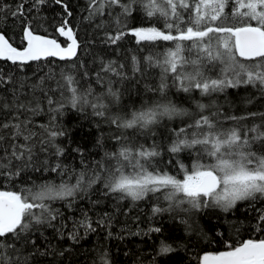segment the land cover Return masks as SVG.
I'll return each instance as SVG.
<instances>
[{"label":"snow or ice","instance_id":"1","mask_svg":"<svg viewBox=\"0 0 264 264\" xmlns=\"http://www.w3.org/2000/svg\"><path fill=\"white\" fill-rule=\"evenodd\" d=\"M46 3L47 0H31L30 3L20 0L12 7L0 0V24L8 15L19 20V32L14 33L18 35V46L8 30L0 27V60L23 70L30 62L49 57L65 61L77 56V36L68 21L73 13L65 0H53V3L63 8V13L59 14L62 19L54 30L66 37V45L40 34L35 21ZM85 11L88 15L84 20L90 24L99 20L95 27L102 32L104 44L119 45L127 35L134 37L137 45L170 42L165 51L143 57L147 67L161 70L159 83L148 89L158 94V98L123 115L109 114L106 100L117 102L119 89L109 87L106 94L97 95L90 84L84 88L80 79L62 72L56 81V91L61 94V99L57 100L48 95L53 89L43 87L45 80L55 79V75L42 77L40 83L32 84L31 91L39 89L45 93L51 112H59L65 102L77 109L85 105L91 107L95 115L106 117L117 129L118 134L112 137L116 147L110 152L106 150L103 157L94 162L93 179L88 178L86 171L76 173L73 170L75 184H33L18 190L14 184L17 177L29 169L40 170L34 168L38 153L57 158L64 155L65 150L57 143V138L66 133L54 123L55 116L48 125L40 126L41 131L34 130L29 116L36 113L38 107H33L31 101H19L18 92L25 87L24 83L13 92L11 103L0 102V109L8 110L11 117L0 121V179L11 185V190H0V264H29L37 252L46 255L29 236L34 224L51 225L59 215L44 201L75 197L78 190L83 191L101 180L106 181L107 192L120 193L121 199L130 197L136 201L163 192V199L169 206L154 207V213L175 211L185 205L182 208L185 212L213 207L229 212L238 202L264 199V153L252 150L256 142L264 147V113L226 115L218 108L211 111L214 101L204 103L194 95L211 97L242 85L256 87L264 94V0H86ZM153 18L157 23L150 22ZM129 19L137 23L129 25ZM159 20H163L162 26ZM131 60L133 72L142 70L137 68L140 62L135 55ZM126 67V64L117 65L101 59L95 72L97 82L103 83L107 78L111 83L109 74L119 80L127 79ZM72 68L78 71L75 62ZM88 76L85 71L83 77ZM13 80L12 75H5L0 69V85ZM172 87L193 94L194 111L179 107L168 98ZM36 104L39 105L38 100ZM257 115L261 117V124L241 125L240 121ZM165 117H189L190 120L184 121L182 127L168 129L169 164L178 169V175L182 173L181 178L156 167V158L163 154L161 144L155 140L150 145L139 143L135 136L129 138L123 131L132 129L147 135ZM227 121L234 124L225 127ZM193 151L195 156H192ZM181 153H187L193 160L191 166L184 163ZM81 164L85 162L82 160ZM44 169L60 175L68 173L60 163L51 166L47 160ZM79 227L86 232L95 230L87 217ZM256 227L264 230V211L260 212ZM152 231L160 232L161 229ZM69 238L76 241L78 234L69 233ZM29 245L33 251H26ZM225 249L198 256L197 264H264V238L236 243L225 241ZM160 250L170 252L173 249L162 243Z\"/></svg>","mask_w":264,"mask_h":264},{"label":"trees","instance_id":"2","mask_svg":"<svg viewBox=\"0 0 264 264\" xmlns=\"http://www.w3.org/2000/svg\"><path fill=\"white\" fill-rule=\"evenodd\" d=\"M2 2L15 7L20 0H2ZM65 2L73 13L68 21L79 44L76 57L65 61L45 59L30 62L23 67V70L7 61H0V69L5 75L10 74L14 78L12 83L0 85V102L11 103L13 92L24 83L25 87L18 92L19 101L22 103L31 101L33 107H38V111L29 116L34 130L41 131L40 126L48 125L55 116L54 123L66 133L57 138V143L65 150L64 155L57 158L48 153H38L34 168L40 170L29 169L17 177L14 181L17 190L23 186L31 187L33 184L37 186L44 184L58 186L62 182L75 184L73 170L76 173L86 171L88 178L93 179L94 162L100 160L106 150L110 152L116 147L112 137L118 134L117 129L108 123L106 117L95 115L91 107L85 105L82 109H77L65 102V106L59 112H51L45 93L39 89L35 92L31 91L32 84L40 83L42 77L55 75V79L45 80L43 87L53 89L48 95L57 100L61 99V94L56 91V81L61 78L62 72L80 79L84 88H88L90 84L97 95L106 94L109 87L119 89L117 102L106 100L109 103V114L123 115L124 112L140 109L145 103H151L158 98V94L148 89L159 83L161 70L158 67H147L143 57L150 53L165 51L170 42L137 45L135 38L127 35L119 45L104 44L102 32L95 27L99 20L91 24L84 20L88 15L85 11L86 0H65ZM61 13H63L61 6L55 5L53 0H47L35 24L39 26L40 34L55 38L65 45L66 42L60 39L54 30L56 23L62 19L59 15ZM150 22L157 23V20L153 18ZM127 23L132 25L137 22L129 19ZM158 23L162 26L163 20H159ZM18 26L19 20H13L10 15L0 24V27L8 30L9 36L17 46L19 39L14 33L19 32ZM134 55L140 62L137 68H142L135 72L132 70L131 60ZM101 59L114 61L117 65L126 64L124 71L128 78L119 80L109 74L111 83L107 78L103 83L97 82L95 72L99 68ZM74 62L78 66V71L72 68ZM80 65L83 67H79ZM85 71L89 73L88 77H83ZM194 95L195 99H200L204 103L214 101L215 107L211 111L218 108L226 115L244 116L247 113H264V94L251 85L228 88L223 92L214 93L211 97L201 98L199 93ZM168 98L179 107L195 110L193 94L177 91L172 87L169 89ZM7 113L8 110L0 109V121L11 118ZM184 121L190 122L189 117L172 119L165 117L158 125L153 126L152 131L147 135L134 132L132 129L123 131L129 138L135 136L139 143L150 145L155 140L157 144H161L163 154L156 158V167L181 178L182 173L178 175V169L169 164L171 157L166 152V148L169 143L168 129L182 127ZM240 123L252 127L261 124L262 121L257 115ZM224 124L225 127H231L234 122L227 121ZM252 150L264 153V147L259 142L252 145ZM181 156L184 158V163L191 166L193 160L187 153H181ZM192 156H195V151L192 152ZM45 160L51 166L60 163L68 169V173L60 175L45 171ZM82 160L85 164H81ZM105 183L106 181L103 180L97 181L83 191L78 190L75 197L44 201L59 215L51 225H33L34 231L29 233L30 239H34L40 251H46L47 254L40 255L37 252L29 264H105V262L106 264H197L198 256L226 250L225 241L236 243L249 238H264V230H257L256 227L257 218L260 212L264 211V199L238 202L229 212L214 207L185 212L182 210L185 205L175 211L154 213V207L169 206V202L163 199V192L156 195L149 194L141 200L133 201L130 197L121 199L120 193L107 192ZM4 188L11 190V185L8 181L0 179V190ZM35 211L39 213L40 210ZM85 217L91 222L94 231L86 232L84 228L79 227ZM101 220L104 221L103 224L99 223ZM155 228H160L161 231H152ZM74 231L78 234L76 241L69 238V233ZM162 243L171 245L173 250L161 252ZM26 251H33L31 245Z\"/></svg>","mask_w":264,"mask_h":264},{"label":"water","instance_id":"3","mask_svg":"<svg viewBox=\"0 0 264 264\" xmlns=\"http://www.w3.org/2000/svg\"><path fill=\"white\" fill-rule=\"evenodd\" d=\"M57 34H58V36H59L60 39H63V40L67 43V41H66V37L60 36L58 32H57ZM49 38H51V37H49ZM57 41H58V40H57ZM58 43H60V41H58ZM65 45H66V44H65ZM77 51H78V49H77ZM73 58H74V57H73ZM73 58H72V59H73ZM47 59H54V60H56V61H61V60H59V59L56 58V57H49V58H47ZM43 60H45V59H43ZM0 61H3V60H0ZM7 62H9V61H7ZM9 63H11V62H9Z\"/></svg>","mask_w":264,"mask_h":264}]
</instances>
